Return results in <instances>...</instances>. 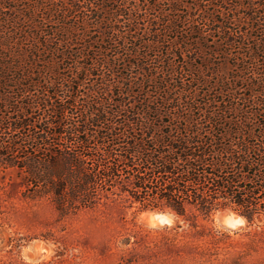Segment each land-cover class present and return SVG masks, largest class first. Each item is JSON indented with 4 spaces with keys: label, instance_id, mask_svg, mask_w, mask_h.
<instances>
[{
    "label": "trees",
    "instance_id": "1",
    "mask_svg": "<svg viewBox=\"0 0 264 264\" xmlns=\"http://www.w3.org/2000/svg\"><path fill=\"white\" fill-rule=\"evenodd\" d=\"M166 1L0 0V228L18 196L264 219V0Z\"/></svg>",
    "mask_w": 264,
    "mask_h": 264
},
{
    "label": "rangeland",
    "instance_id": "2",
    "mask_svg": "<svg viewBox=\"0 0 264 264\" xmlns=\"http://www.w3.org/2000/svg\"><path fill=\"white\" fill-rule=\"evenodd\" d=\"M158 1L169 8L166 0ZM220 65L230 68L227 62ZM3 180L24 183L16 169L0 168ZM11 202L9 224L0 228L1 264H264L259 233L264 219L249 223L242 217L238 227H228L221 214H238L231 209L218 211L212 221L202 220L213 231L199 236L181 217L159 209L129 210L123 221L101 207L62 220L46 198L18 196ZM154 211H163L170 221L152 223Z\"/></svg>",
    "mask_w": 264,
    "mask_h": 264
},
{
    "label": "water",
    "instance_id": "3",
    "mask_svg": "<svg viewBox=\"0 0 264 264\" xmlns=\"http://www.w3.org/2000/svg\"><path fill=\"white\" fill-rule=\"evenodd\" d=\"M241 215L234 214L229 211H224L221 214V220L228 226V227H238L242 223ZM149 218L152 223H167L170 221V218L167 214L163 211H154L149 214Z\"/></svg>",
    "mask_w": 264,
    "mask_h": 264
}]
</instances>
